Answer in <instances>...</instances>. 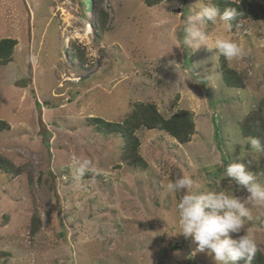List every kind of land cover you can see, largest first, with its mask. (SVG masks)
<instances>
[{
	"label": "rangeland",
	"instance_id": "374dc122",
	"mask_svg": "<svg viewBox=\"0 0 264 264\" xmlns=\"http://www.w3.org/2000/svg\"><path fill=\"white\" fill-rule=\"evenodd\" d=\"M90 2L87 9L82 0H0V38L17 40L12 60L0 65V119L10 125L0 132V154L24 168L17 176L0 172V264H215L178 234L185 191L168 194L164 186L188 175L193 191L245 198V189L223 179L233 162L264 185V156L238 127L264 96V19L235 31L219 18L206 25L210 43L225 38L244 49L242 58L226 60L245 81L231 88L216 50L182 45L197 0ZM137 101L164 116L187 109L194 122L186 143L138 131L144 169L120 161L119 137L85 123L120 120ZM81 155L96 171L77 182L70 165ZM249 207L251 219L233 238L250 235L264 256V207ZM35 210L41 224L30 238Z\"/></svg>",
	"mask_w": 264,
	"mask_h": 264
},
{
	"label": "clouds",
	"instance_id": "9594fccd",
	"mask_svg": "<svg viewBox=\"0 0 264 264\" xmlns=\"http://www.w3.org/2000/svg\"><path fill=\"white\" fill-rule=\"evenodd\" d=\"M237 4L240 0H235ZM199 9L196 11L195 9ZM242 12L237 7H226L221 14L220 9L213 3L197 0L195 8H190V14L185 17L182 45L188 49L198 50L205 47L208 51L216 50L215 56H223L226 60L242 58L244 49L235 41L217 38L210 43V36L206 30L209 22L215 23L217 18L224 22L231 30ZM182 50L183 48L180 47ZM169 64L176 65L175 60ZM248 147L264 156V141L258 137L248 138ZM71 172L73 179L79 182L86 173L95 172L93 162L81 155L72 159ZM228 178L230 184L242 187L248 193L240 198L220 191H193L194 180L185 175L175 181H169L165 187L168 194L184 190L185 194L177 203L178 224L186 239L191 237L197 246V251L207 252L215 264H236L244 260L251 264L257 246L250 235L244 233L233 238V234L242 232L245 219H251L252 207H264V185L256 182L255 174L247 172L245 165L233 162L224 166L223 179Z\"/></svg>",
	"mask_w": 264,
	"mask_h": 264
},
{
	"label": "trees",
	"instance_id": "16d2710c",
	"mask_svg": "<svg viewBox=\"0 0 264 264\" xmlns=\"http://www.w3.org/2000/svg\"><path fill=\"white\" fill-rule=\"evenodd\" d=\"M101 1V0H99ZM147 6H153L164 0H143ZM215 4L221 14L226 7H237L242 15L233 21L231 31H235L250 19H264V4L258 0H210ZM84 8L90 9V0H82ZM99 24L103 26L106 13L99 11ZM17 40L11 37L0 38V65H5L13 58ZM82 52L78 51L79 59L82 61ZM219 71L221 79L227 87L244 88L245 81L241 73L227 65L226 59L219 56ZM85 123L94 131L104 135H115L120 138L119 151L120 161L132 168L144 169L147 166L145 159L140 153L141 140L137 132L140 130H157L166 133L179 143H186L194 133V122L190 111L184 108L176 109L169 116L162 115L156 105L152 102H133L130 110L120 120H107L100 116H91L85 119ZM241 135L244 137H258L264 141V96L258 101L255 108L247 112L238 122ZM7 121L0 119V132L9 130ZM24 168L14 164L9 158L0 154V172L17 176ZM41 218L35 210L28 224V234L34 238L40 229ZM244 261V260H243ZM245 262V261H244ZM251 264H264V256L257 249Z\"/></svg>",
	"mask_w": 264,
	"mask_h": 264
},
{
	"label": "bare ground",
	"instance_id": "6f19581e",
	"mask_svg": "<svg viewBox=\"0 0 264 264\" xmlns=\"http://www.w3.org/2000/svg\"><path fill=\"white\" fill-rule=\"evenodd\" d=\"M87 28L89 29V26H87Z\"/></svg>",
	"mask_w": 264,
	"mask_h": 264
}]
</instances>
